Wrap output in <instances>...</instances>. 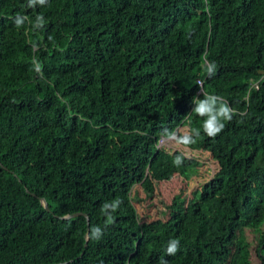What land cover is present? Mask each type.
Returning a JSON list of instances; mask_svg holds the SVG:
<instances>
[{
	"label": "trees",
	"instance_id": "obj_1",
	"mask_svg": "<svg viewBox=\"0 0 264 264\" xmlns=\"http://www.w3.org/2000/svg\"><path fill=\"white\" fill-rule=\"evenodd\" d=\"M27 4L0 0V264H250L242 227L264 264V0ZM208 94L234 110L215 137L193 111ZM201 152L199 190L138 212L154 183L199 175Z\"/></svg>",
	"mask_w": 264,
	"mask_h": 264
},
{
	"label": "clouds",
	"instance_id": "obj_2",
	"mask_svg": "<svg viewBox=\"0 0 264 264\" xmlns=\"http://www.w3.org/2000/svg\"><path fill=\"white\" fill-rule=\"evenodd\" d=\"M46 3V0H28V7H33L36 4L43 5ZM28 18L26 16L17 15L14 23L17 28H20L25 20ZM43 23L42 17L37 16L36 18V27L41 26ZM34 70L38 74H42V66L38 60L33 58L32 60ZM206 64V72L209 75H214L216 70L215 63H208L205 61ZM196 107L193 109L194 113L200 117L205 118L202 123V128L204 133H206L209 137H215L218 133L222 131L224 128V121H230L234 114V110L227 106V103L219 96L216 95H205L204 99L202 100H194ZM200 135V129H193L191 134L185 133L179 137L175 133H167V136L170 140H174L177 145H183L187 147L188 145L194 144L196 141L193 139V136L198 137ZM182 157L176 156L173 161V164L179 167L182 164ZM121 201L115 200L112 202H106L102 207L103 214L107 217V221L111 222L113 220L112 213H114ZM102 235V230L100 227H93L91 229V238L99 239ZM88 239L89 237L86 235L85 237ZM179 241L178 240H171L169 241L167 247V253L169 255H174L178 250ZM166 264V262H165Z\"/></svg>",
	"mask_w": 264,
	"mask_h": 264
},
{
	"label": "rangeland",
	"instance_id": "obj_3",
	"mask_svg": "<svg viewBox=\"0 0 264 264\" xmlns=\"http://www.w3.org/2000/svg\"><path fill=\"white\" fill-rule=\"evenodd\" d=\"M169 138H162L159 142L167 144L169 142ZM171 142V141H170ZM205 152H201L199 156L200 164L199 167V175L189 176L186 179H183L179 175H173L169 181H160L158 183H154V191L150 199V205L147 206L146 201H135L134 205L139 213L148 212L151 215L158 216L164 209V205L170 200V198L177 194L181 193L184 195H188L189 191L192 188H196L199 190V184L203 181L204 171L210 173V170L213 166V161L209 159ZM138 196L142 195V191L139 187L135 186ZM261 230H264V223L259 226ZM243 234L245 235L248 243H249V251H250V264H257L258 260L255 255V246L257 233L252 228L242 227Z\"/></svg>",
	"mask_w": 264,
	"mask_h": 264
},
{
	"label": "water",
	"instance_id": "obj_4",
	"mask_svg": "<svg viewBox=\"0 0 264 264\" xmlns=\"http://www.w3.org/2000/svg\"><path fill=\"white\" fill-rule=\"evenodd\" d=\"M0 165H1V164H0ZM1 166H2V165H1ZM2 167L5 168L4 166H2ZM26 191H27V190H26ZM32 195H34V194H32ZM40 201L42 202L44 208H45L46 210H48V207H47L46 202L44 201V199H43V198H40ZM74 215H83V216L85 217V222H86V224H88V217H87V215H86L85 213L74 212V213H72V214L66 215L65 217H70V216H74ZM63 263H64V262H62V263H52V264H63Z\"/></svg>",
	"mask_w": 264,
	"mask_h": 264
},
{
	"label": "built area",
	"instance_id": "obj_5",
	"mask_svg": "<svg viewBox=\"0 0 264 264\" xmlns=\"http://www.w3.org/2000/svg\"><path fill=\"white\" fill-rule=\"evenodd\" d=\"M254 83V82H253Z\"/></svg>",
	"mask_w": 264,
	"mask_h": 264
}]
</instances>
